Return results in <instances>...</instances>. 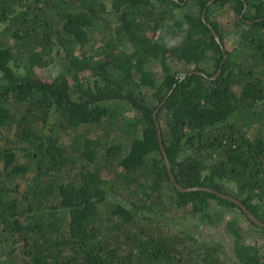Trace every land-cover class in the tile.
Instances as JSON below:
<instances>
[{"label":"trees","instance_id":"trees-1","mask_svg":"<svg viewBox=\"0 0 264 264\" xmlns=\"http://www.w3.org/2000/svg\"><path fill=\"white\" fill-rule=\"evenodd\" d=\"M110 8L0 0V264H264L163 220L246 214L234 185L264 222V0Z\"/></svg>","mask_w":264,"mask_h":264},{"label":"rangeland","instance_id":"rangeland-1","mask_svg":"<svg viewBox=\"0 0 264 264\" xmlns=\"http://www.w3.org/2000/svg\"><path fill=\"white\" fill-rule=\"evenodd\" d=\"M110 8L111 0H106ZM111 9V8H110ZM117 13L111 9L108 14L110 23L116 22ZM2 28V27H1ZM227 42L228 47H232L233 36H231ZM130 45H127V49ZM152 64V62H151ZM150 64V65H151ZM154 67V66H152ZM185 68V66H182ZM157 69L156 67H154ZM62 71V65L55 63L47 66L46 68L40 69V72L49 79L54 78L57 74ZM131 113V112H130ZM171 190H166V192ZM230 194H236L237 190L233 185L229 190ZM239 195V194H238ZM241 196V195H239ZM214 204V202H213ZM220 208H223L219 205ZM164 221L169 222L173 227L181 228L183 230L193 231L199 239H204L207 243L212 244L217 241L221 243L219 253L221 256L232 262L236 258L233 253V245L235 241V235L229 231L228 224L233 222L239 229H241L242 237L241 240L244 243L255 244L264 249V230L262 226L254 224L248 216L238 207H231L220 215H214L212 218L202 219L200 215H190L185 217L171 216V211L165 213ZM166 218V219H165Z\"/></svg>","mask_w":264,"mask_h":264},{"label":"water","instance_id":"water-1","mask_svg":"<svg viewBox=\"0 0 264 264\" xmlns=\"http://www.w3.org/2000/svg\"><path fill=\"white\" fill-rule=\"evenodd\" d=\"M213 32L215 34V37L218 39V34L215 32V30L213 29ZM198 73H201V74H204L202 71H198ZM154 118H155V121H156V125H157V130H158V138H159V142H160V146H161V149L163 150L164 154L165 153V148H164V143H163V139H162V131H161V126H160V123L156 117V112H154ZM166 157V161H167V167H168V170H169V173L171 175V178L172 180H174L175 184H177L176 180H175V176L173 174V171L171 169V166L169 164V161L167 159V155H165ZM178 187L180 188V190L182 191H186L188 190L189 188H183L182 186H180L179 184H177ZM197 188V187H195ZM201 188V187H200ZM205 189H209V188H206ZM212 190V189H210ZM212 191H215V190H212ZM220 195L230 199V200H233L235 201L239 206L242 207V209L246 212L247 216L252 220L254 221L255 223H257L258 225H261V226H264V222L261 221L258 217H256L250 210L249 208L245 205V203H243L240 199H238L237 197L233 196V195H230V194H224V193H221L219 192Z\"/></svg>","mask_w":264,"mask_h":264},{"label":"flooded vegetation","instance_id":"flooded-vegetation-1","mask_svg":"<svg viewBox=\"0 0 264 264\" xmlns=\"http://www.w3.org/2000/svg\"><path fill=\"white\" fill-rule=\"evenodd\" d=\"M246 8V7H245Z\"/></svg>","mask_w":264,"mask_h":264}]
</instances>
